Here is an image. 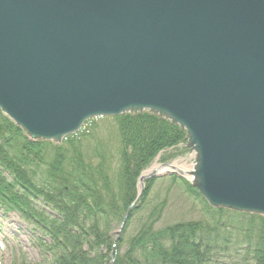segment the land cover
<instances>
[{"label": "water", "instance_id": "water-1", "mask_svg": "<svg viewBox=\"0 0 264 264\" xmlns=\"http://www.w3.org/2000/svg\"><path fill=\"white\" fill-rule=\"evenodd\" d=\"M0 110L31 139L159 114L186 131L175 173L214 207L264 215V0H0Z\"/></svg>", "mask_w": 264, "mask_h": 264}, {"label": "trees", "instance_id": "trees-1", "mask_svg": "<svg viewBox=\"0 0 264 264\" xmlns=\"http://www.w3.org/2000/svg\"><path fill=\"white\" fill-rule=\"evenodd\" d=\"M113 118L120 149L117 171L110 175L102 161L76 147L75 136L66 145L30 140L0 111V207L36 230L41 264H108L112 254V264H264V216L213 208L175 174L170 180L203 204L204 218L155 228L163 207L154 206L126 238L134 215L149 203L152 177L115 239L112 231L135 199L141 170L160 151L161 161L181 154L185 132L148 112Z\"/></svg>", "mask_w": 264, "mask_h": 264}, {"label": "rangeland", "instance_id": "rangeland-1", "mask_svg": "<svg viewBox=\"0 0 264 264\" xmlns=\"http://www.w3.org/2000/svg\"><path fill=\"white\" fill-rule=\"evenodd\" d=\"M73 136L76 137L78 149L87 154L92 161H102L110 175L116 173L120 141L116 120L113 117L90 118L84 121L81 128ZM62 143L66 145L65 140ZM172 150L168 149L167 151ZM162 153L159 154L155 163L163 162L160 159ZM194 157L195 151L186 148L181 154L165 162L177 160V164L188 166L194 162ZM153 206L163 207L160 218L155 223V228L181 221L199 220L205 216L204 206L198 199L186 193L179 182H174L170 180L168 175H163L155 179L148 207L146 206V209L134 215L130 226L125 231L126 238L137 232L145 220L149 208ZM119 227V224L115 225L113 236L121 235L122 231ZM36 233V230L16 212H4L0 208V240L3 239L4 245V248L0 249V264H21V262L40 264L44 258L40 254L38 245L31 238Z\"/></svg>", "mask_w": 264, "mask_h": 264}]
</instances>
